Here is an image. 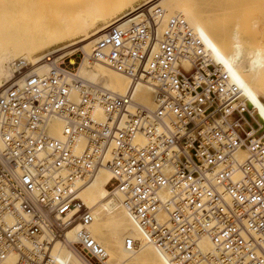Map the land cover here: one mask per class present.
I'll list each match as a JSON object with an SVG mask.
<instances>
[{
    "label": "built area",
    "instance_id": "obj_1",
    "mask_svg": "<svg viewBox=\"0 0 264 264\" xmlns=\"http://www.w3.org/2000/svg\"><path fill=\"white\" fill-rule=\"evenodd\" d=\"M162 13L109 25L90 54L148 83L154 108L133 100L134 87L86 85L67 56L47 55L45 75L21 74L25 61L15 62L21 75L0 91V264L11 255L12 264H54V240L74 222L68 248L84 264H105L91 211L75 199L100 166L143 242L169 264H264V137L244 126L235 86L183 17L158 33ZM51 117L61 137L47 132ZM65 202L75 212L60 217ZM138 246L125 241L128 252Z\"/></svg>",
    "mask_w": 264,
    "mask_h": 264
},
{
    "label": "bare ground",
    "instance_id": "obj_2",
    "mask_svg": "<svg viewBox=\"0 0 264 264\" xmlns=\"http://www.w3.org/2000/svg\"><path fill=\"white\" fill-rule=\"evenodd\" d=\"M134 1L1 0L0 91L9 81L23 73H49L51 68L46 60L47 55L52 54L54 58L67 56L68 63L73 64L74 55L80 52L81 59L76 67V74L86 85L117 94H125L134 87L133 100L154 108L153 90L148 83L140 81L132 84L128 76L93 60L90 54L96 40L109 25L125 24L133 18L144 16L147 11L153 13L161 9L163 13L158 33L162 31L164 19L166 22L172 16L183 17L203 40L214 63L228 74L229 83L235 86L236 93L244 95L236 99V103H243L247 110L243 115L244 126L264 137V37L249 41L243 38L242 29L246 27L242 28L239 24L241 11L237 5V1L241 0H221L222 17L225 19L229 13L233 20L232 26L224 29L216 28L219 21L209 15L211 13H204V6L199 8V0H144L135 6ZM230 1H235V5ZM48 18L52 20L49 24L46 22ZM36 24L39 25L36 32L34 30L26 36L19 34L20 29L25 26ZM10 27L16 30L14 34L17 32V35L9 37L6 31ZM76 37L79 40L75 41ZM64 41L66 42L63 43ZM58 43L63 44L54 50H48ZM19 59L25 61L26 68L17 75L15 62ZM95 115L99 120L104 118L100 108H97ZM62 128L60 119L51 117L47 132L61 137ZM138 141L142 142L143 139L138 137ZM235 154L239 159L246 156L244 150ZM110 178L108 168H96L89 180L79 185L75 197L82 208L91 211L92 221L87 228L106 252L104 263L119 264L124 261L126 264H169L156 248L143 242L140 231L124 210L119 194L107 188ZM74 212L73 203L65 202L60 206L58 214L60 217H69ZM78 229V223L74 222L65 231L64 240L53 241L51 254L54 264H84L67 246V242L77 239ZM127 238L139 243L132 252L125 248ZM201 246L209 248L210 242L203 240ZM14 260L15 257L11 255L6 263L12 264Z\"/></svg>",
    "mask_w": 264,
    "mask_h": 264
},
{
    "label": "rangeland",
    "instance_id": "obj_3",
    "mask_svg": "<svg viewBox=\"0 0 264 264\" xmlns=\"http://www.w3.org/2000/svg\"><path fill=\"white\" fill-rule=\"evenodd\" d=\"M142 1H144V0H141V1L135 0L133 2V4L135 6ZM198 2H197V5L199 6L200 9H202V6H204L202 9L204 11V13H206V14L211 13L209 15L214 16V19H216L217 22L219 21L218 23L220 25L217 24L216 28L224 29V28H230L232 26V23H233L232 15H230L228 13V15L225 17V19L222 17L223 11L221 9V5H222L221 0H199ZM230 2L232 5H235V3H234L235 1H230ZM213 3L215 5H213ZM237 3H238L237 5H239L240 11H241L240 18H239V24L242 28L244 26L246 27V29H244V28L242 29L243 38L246 39L247 41H249L251 39H256L258 37H264V0H241V1H237ZM2 4L5 5V3H2ZM215 6H216V8H215ZM212 12H214V13L212 14ZM215 12H219V13H215ZM46 20H47L46 22H48V24L52 22V20L49 18ZM164 22H165V19L162 22V28L164 26ZM221 22H222V24H221ZM25 28L20 29L19 34H21V35L23 34V36H26V35L33 33L34 30L36 32V30L39 29V25L36 24L34 26H27V27L25 26ZM30 30H32V31H30ZM15 31L16 30L13 27H10L7 29L6 33L9 35V37H11V36H15V34L17 35V32L14 34ZM77 40H79L78 37L75 38V41H77ZM65 42L66 41H64L63 43H65ZM63 43H58V44L52 45L48 48V50H54L60 44H63ZM74 58H75V62H76L75 66H77V63L79 62V60L81 58V53L78 52L77 54H75ZM238 96H244V95H238Z\"/></svg>",
    "mask_w": 264,
    "mask_h": 264
}]
</instances>
